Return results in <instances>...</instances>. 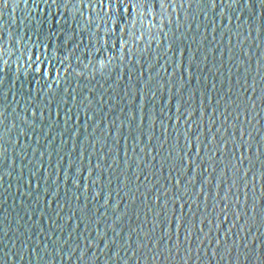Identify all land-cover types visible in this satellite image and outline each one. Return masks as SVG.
<instances>
[{
	"label": "water",
	"instance_id": "95a60500",
	"mask_svg": "<svg viewBox=\"0 0 264 264\" xmlns=\"http://www.w3.org/2000/svg\"><path fill=\"white\" fill-rule=\"evenodd\" d=\"M0 264H264V0H0Z\"/></svg>",
	"mask_w": 264,
	"mask_h": 264
}]
</instances>
